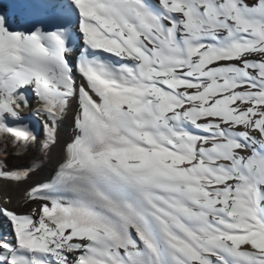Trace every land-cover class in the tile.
<instances>
[{"label":"snow or ice","instance_id":"1","mask_svg":"<svg viewBox=\"0 0 264 264\" xmlns=\"http://www.w3.org/2000/svg\"><path fill=\"white\" fill-rule=\"evenodd\" d=\"M0 146V264H264V0H0Z\"/></svg>","mask_w":264,"mask_h":264},{"label":"bare ground","instance_id":"2","mask_svg":"<svg viewBox=\"0 0 264 264\" xmlns=\"http://www.w3.org/2000/svg\"><path fill=\"white\" fill-rule=\"evenodd\" d=\"M68 133H69V130L65 129V137H67ZM2 156H3V146H0V158H2ZM4 194H5L4 192L0 191V198H2ZM7 194L11 195L13 201L18 200L20 196V193L18 191L11 190V189L8 191Z\"/></svg>","mask_w":264,"mask_h":264}]
</instances>
